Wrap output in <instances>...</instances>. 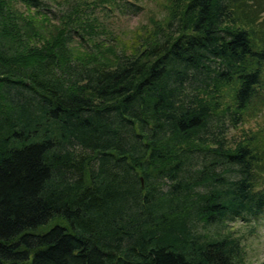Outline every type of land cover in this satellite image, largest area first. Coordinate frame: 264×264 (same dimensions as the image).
Masks as SVG:
<instances>
[{"label":"trees","instance_id":"obj_1","mask_svg":"<svg viewBox=\"0 0 264 264\" xmlns=\"http://www.w3.org/2000/svg\"><path fill=\"white\" fill-rule=\"evenodd\" d=\"M51 1L0 0V264H242L196 228L264 212V0H163L126 43L98 13L147 0Z\"/></svg>","mask_w":264,"mask_h":264},{"label":"rangeland","instance_id":"obj_2","mask_svg":"<svg viewBox=\"0 0 264 264\" xmlns=\"http://www.w3.org/2000/svg\"><path fill=\"white\" fill-rule=\"evenodd\" d=\"M163 0H147L140 2L141 9L137 10L130 6L126 8L117 9L114 13H109L107 16L102 11L98 14L105 19L107 23L121 36L122 40L126 43L133 40L141 28L148 26V22L152 16L160 19L166 15L165 7H163ZM125 2H134V0H125ZM19 8H24L18 5ZM46 13L52 21L57 22L63 6L49 0L48 4L44 7ZM129 45L131 43H128ZM246 128L264 129V113L259 118H254L245 123ZM261 126V127H259ZM237 139L241 136V131L236 128H230L228 137ZM236 172V171H235ZM234 173V172H232ZM231 174V173H230ZM166 188V186H165ZM209 228L203 227V223L199 225L198 229L202 231H209L210 236H232L241 242L243 250V263L242 264H264V212L258 216L244 214L243 216L231 217L227 216L223 224L214 223Z\"/></svg>","mask_w":264,"mask_h":264},{"label":"bare ground","instance_id":"obj_3","mask_svg":"<svg viewBox=\"0 0 264 264\" xmlns=\"http://www.w3.org/2000/svg\"><path fill=\"white\" fill-rule=\"evenodd\" d=\"M52 223H53V222H52ZM52 223H51V224H52ZM52 225H53V224H52ZM52 225H51V226H52ZM211 226H213V225H211ZM197 227H199V226H197ZM48 228H50V227L48 226ZM46 229H47V228H46ZM194 229H195V228H194ZM196 229H198V228H196ZM200 232H201V231H200ZM204 232H205V231H204ZM204 232H203V233H204ZM195 233H196V232H195ZM197 235H200V233L197 234Z\"/></svg>","mask_w":264,"mask_h":264},{"label":"water","instance_id":"obj_4","mask_svg":"<svg viewBox=\"0 0 264 264\" xmlns=\"http://www.w3.org/2000/svg\"><path fill=\"white\" fill-rule=\"evenodd\" d=\"M144 183V181L142 180V184Z\"/></svg>","mask_w":264,"mask_h":264}]
</instances>
